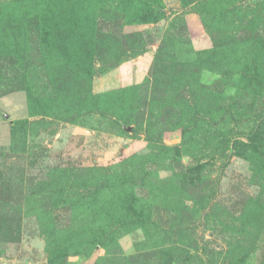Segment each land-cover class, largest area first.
<instances>
[{
  "label": "rangeland",
  "instance_id": "obj_1",
  "mask_svg": "<svg viewBox=\"0 0 264 264\" xmlns=\"http://www.w3.org/2000/svg\"><path fill=\"white\" fill-rule=\"evenodd\" d=\"M8 90L0 264H264V0H0Z\"/></svg>",
  "mask_w": 264,
  "mask_h": 264
},
{
  "label": "crops",
  "instance_id": "obj_2",
  "mask_svg": "<svg viewBox=\"0 0 264 264\" xmlns=\"http://www.w3.org/2000/svg\"><path fill=\"white\" fill-rule=\"evenodd\" d=\"M22 112V113H21ZM27 113L26 95L22 92H13L8 95L0 96V143L10 138V124L12 120L23 117ZM4 115L10 117L5 121Z\"/></svg>",
  "mask_w": 264,
  "mask_h": 264
},
{
  "label": "trees",
  "instance_id": "obj_3",
  "mask_svg": "<svg viewBox=\"0 0 264 264\" xmlns=\"http://www.w3.org/2000/svg\"><path fill=\"white\" fill-rule=\"evenodd\" d=\"M9 92H12L11 90L9 91H3V92H0V96H3V95H5V94H8Z\"/></svg>",
  "mask_w": 264,
  "mask_h": 264
}]
</instances>
